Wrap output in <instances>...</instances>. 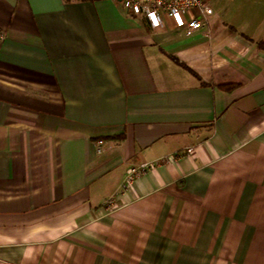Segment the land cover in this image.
I'll list each match as a JSON object with an SVG mask.
<instances>
[{
  "label": "crops",
  "instance_id": "obj_1",
  "mask_svg": "<svg viewBox=\"0 0 264 264\" xmlns=\"http://www.w3.org/2000/svg\"><path fill=\"white\" fill-rule=\"evenodd\" d=\"M211 6L0 0V264H264V0Z\"/></svg>",
  "mask_w": 264,
  "mask_h": 264
},
{
  "label": "built area",
  "instance_id": "obj_2",
  "mask_svg": "<svg viewBox=\"0 0 264 264\" xmlns=\"http://www.w3.org/2000/svg\"><path fill=\"white\" fill-rule=\"evenodd\" d=\"M121 4L129 14L145 16L153 28L162 27L163 17L167 16L177 27L197 30L207 24V16L213 13L211 0H121ZM101 143L100 141L99 144ZM98 151H102L101 146ZM151 166L152 164L143 163L131 167L127 183H132L141 172Z\"/></svg>",
  "mask_w": 264,
  "mask_h": 264
},
{
  "label": "water",
  "instance_id": "obj_3",
  "mask_svg": "<svg viewBox=\"0 0 264 264\" xmlns=\"http://www.w3.org/2000/svg\"><path fill=\"white\" fill-rule=\"evenodd\" d=\"M116 1H119V2H121V0H116Z\"/></svg>",
  "mask_w": 264,
  "mask_h": 264
},
{
  "label": "trees",
  "instance_id": "obj_4",
  "mask_svg": "<svg viewBox=\"0 0 264 264\" xmlns=\"http://www.w3.org/2000/svg\"><path fill=\"white\" fill-rule=\"evenodd\" d=\"M68 1H70V0H68Z\"/></svg>",
  "mask_w": 264,
  "mask_h": 264
}]
</instances>
